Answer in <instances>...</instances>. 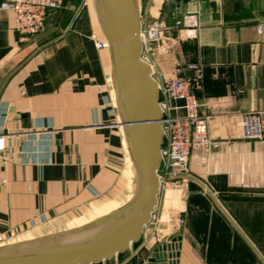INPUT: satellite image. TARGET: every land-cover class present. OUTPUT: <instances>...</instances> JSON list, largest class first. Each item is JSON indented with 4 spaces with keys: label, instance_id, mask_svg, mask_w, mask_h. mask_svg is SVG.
Returning <instances> with one entry per match:
<instances>
[{
    "label": "crops",
    "instance_id": "crops-1",
    "mask_svg": "<svg viewBox=\"0 0 264 264\" xmlns=\"http://www.w3.org/2000/svg\"><path fill=\"white\" fill-rule=\"evenodd\" d=\"M178 10L173 0H140L145 25L170 27L189 12L200 24L193 38L180 33L172 54L151 43L152 72L168 79L178 66H203L196 97L220 144L193 151L188 173L174 178L181 188L159 191L140 240L97 264H145L174 237L176 264H264V0H190ZM92 36L106 41L92 0H62L25 40L14 14L0 8V243L30 226L34 238L53 233L49 224L99 198H131L135 175L116 125L109 52ZM250 112L261 118V140L242 139L240 118ZM123 161L130 175L121 184ZM124 203H108L90 221Z\"/></svg>",
    "mask_w": 264,
    "mask_h": 264
},
{
    "label": "water",
    "instance_id": "water-1",
    "mask_svg": "<svg viewBox=\"0 0 264 264\" xmlns=\"http://www.w3.org/2000/svg\"><path fill=\"white\" fill-rule=\"evenodd\" d=\"M190 0H173L184 13ZM108 44L119 121L135 167L132 196L116 210L84 225L0 246V264H97L140 240L157 206L162 144L159 88L141 59L138 0H92ZM192 76L191 71L185 72ZM29 128V124L26 126ZM181 178V177H179ZM180 237L157 245L145 264H176Z\"/></svg>",
    "mask_w": 264,
    "mask_h": 264
},
{
    "label": "built area",
    "instance_id": "built-area-1",
    "mask_svg": "<svg viewBox=\"0 0 264 264\" xmlns=\"http://www.w3.org/2000/svg\"><path fill=\"white\" fill-rule=\"evenodd\" d=\"M61 7L62 0H2L0 5L2 10L14 14L15 30L21 40L42 32L48 12ZM199 28L197 12L181 15L170 27H167L162 20H155L145 25L141 17L139 33L141 59L152 70L153 63L149 59L151 43H159L162 52L172 54L181 32H184L187 38H193L198 34ZM260 30L261 26H258V31ZM92 39L97 49H108L106 41H98L95 36H92ZM186 71H191L193 75L186 76ZM152 78L159 88L158 107L162 116L163 139L157 172L160 190L180 189L182 181L174 178L188 173L190 154L195 150L210 151L218 148L220 144L209 137L208 118L200 114V102L196 97V91L202 86L203 66L199 63H188L183 67L178 66L171 78L161 79L153 72ZM240 124L242 139L263 138V124L258 114L252 112L242 114ZM153 217L154 213L151 215V220Z\"/></svg>",
    "mask_w": 264,
    "mask_h": 264
},
{
    "label": "rangeland",
    "instance_id": "rangeland-1",
    "mask_svg": "<svg viewBox=\"0 0 264 264\" xmlns=\"http://www.w3.org/2000/svg\"><path fill=\"white\" fill-rule=\"evenodd\" d=\"M139 3V8H140V0H138ZM124 165H122V168L118 170H116L118 173H120L119 175L121 177L120 178V183L122 184L121 181H123L124 178L128 179L129 178V170H128V164L127 162H124ZM124 182V181H123ZM102 195V194H101ZM101 195L99 197H101ZM97 196L93 197V200H95L94 198H96ZM127 199V195L125 191H121V195L117 196V197H102L98 199V201L96 200L94 203H91L90 205H81V206H77L76 208L73 209L74 214L71 218L66 219V220H61L60 222H52L51 224H49L47 226V228L49 230H54L59 231V230H63V229H67L69 227H72L74 225H79L81 223H86L88 221H90L91 219L95 218L97 216V211L96 210H101L103 208V206L107 205L108 203H116V204H121L124 203ZM34 227H29L25 230L24 233L22 234H17L14 237L8 238L6 241L1 242L0 244H4L5 242H11L13 240L18 241L23 240V239H32L34 237H32V231H33ZM46 228H44V231ZM39 233H41V230H39ZM42 235V234H41ZM39 234V236H41ZM38 237V236H35Z\"/></svg>",
    "mask_w": 264,
    "mask_h": 264
},
{
    "label": "bare ground",
    "instance_id": "bare-ground-1",
    "mask_svg": "<svg viewBox=\"0 0 264 264\" xmlns=\"http://www.w3.org/2000/svg\"><path fill=\"white\" fill-rule=\"evenodd\" d=\"M92 5H93V2H92ZM93 9H94V7H93ZM94 12H95V10H94ZM95 15H96V13H95ZM96 19H97V17H96ZM98 21V20H97ZM113 95H114V102H115V94H114V92H113ZM114 104V106H116V102L115 103H113ZM127 149V148H126ZM130 161H131V159H130ZM131 165H132V168H133V172H134V175L136 174V171H135V167L133 166V163H132V161H131ZM131 196H132V193H131ZM84 225V224H83ZM75 228V227H74ZM27 240H29V239H27ZM19 242V241H18ZM2 246V245H1Z\"/></svg>",
    "mask_w": 264,
    "mask_h": 264
}]
</instances>
